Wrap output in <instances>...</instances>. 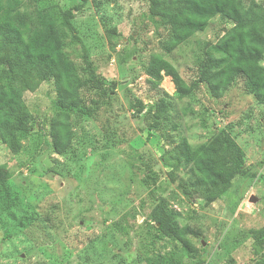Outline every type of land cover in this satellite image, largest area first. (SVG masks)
I'll use <instances>...</instances> for the list:
<instances>
[{"label": "rangeland", "instance_id": "1", "mask_svg": "<svg viewBox=\"0 0 264 264\" xmlns=\"http://www.w3.org/2000/svg\"><path fill=\"white\" fill-rule=\"evenodd\" d=\"M79 2L84 0H18L8 19L26 40L53 20L65 57L76 64L86 84L81 89L85 111L74 115L68 154L58 153L52 144L57 96L52 82L35 79L34 90H24L34 118L22 138L23 149L13 153L0 140V166L6 163L9 173L0 178V264L254 263L264 246L258 239L243 238L250 229L264 227V103L247 92L244 77L219 99L196 95L180 103L171 75L157 83L146 73L153 55L160 54L190 83L207 46L219 42L231 21L217 15L206 30L166 52L169 28L139 31L129 43L109 32L137 25L149 12V0H87L75 11L76 38L63 25L61 10ZM13 3L1 0L0 15L5 16ZM10 78L5 66L0 67V80ZM164 93L178 106L189 104L183 122L192 140L206 141L217 132L226 142L236 141L247 157L241 189L237 193L236 186L226 188L224 198L214 202L216 212L204 207L200 198L189 200L179 191L180 184L198 181L193 163H179L164 154L160 133L147 140L146 121L136 111L140 103L155 107ZM120 165L125 166L127 193L107 217L111 206L92 189L97 176L121 171ZM161 199L170 202L181 225L192 211L205 216L207 233L189 236L194 251L176 238L157 236L151 213Z\"/></svg>", "mask_w": 264, "mask_h": 264}, {"label": "trees", "instance_id": "2", "mask_svg": "<svg viewBox=\"0 0 264 264\" xmlns=\"http://www.w3.org/2000/svg\"><path fill=\"white\" fill-rule=\"evenodd\" d=\"M12 1L14 3L7 14L0 15V67L5 66L11 75L10 79L0 80V140L13 153L23 149L22 138L28 134L34 118L24 90H34L35 86L31 84L35 79L52 82L57 91L53 100L55 114L51 120L52 144L58 153L68 154L75 135L71 128L74 115L80 109L85 111L81 107V89L86 82L76 64L65 57L64 41L54 21H47L26 40L18 25L8 20L19 6L18 0ZM84 3L79 2L74 7L65 5L61 10L63 25L76 38L75 11L82 9ZM149 3V12L142 15L137 25H131L132 22L128 29L114 28L110 34L122 36L129 43L135 42L139 31L159 33L169 28L170 37L163 48L171 52L197 32L206 30L217 15L228 18L232 23L219 42L207 46L198 63L196 79L190 83L185 81L176 67L160 54H154L146 68L152 79L159 83L171 75L174 97L184 103L196 95L202 99L207 95L219 99L240 77H244L247 92L264 103V4L257 0H149ZM84 51V60L90 66L85 47ZM102 90L107 92L104 87ZM136 112L146 121L147 140L155 132L160 133L162 146L166 148L164 154H172L179 163H193L198 171L197 182L178 187L185 198H200L204 207L216 212L214 202L224 198L226 188L236 186L238 193L245 181L247 157L236 141L226 142L217 132L209 135L206 141L192 140L185 133L183 122L190 113L189 104L178 106L168 93H164L155 107L140 103ZM120 167L121 171H112L105 177L97 176L92 189L101 201L111 206L107 217L125 201V166ZM8 176L6 163H3L0 178ZM170 176L175 178L173 172ZM196 185L198 189H194ZM178 218V213L165 199H161L151 213L159 238H176L194 251L195 246L189 236L207 233L205 216L192 211L184 225ZM247 239H258L264 246V227L247 231L243 240ZM91 246L95 248V245ZM252 264H264V254L259 253Z\"/></svg>", "mask_w": 264, "mask_h": 264}]
</instances>
